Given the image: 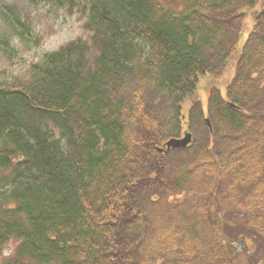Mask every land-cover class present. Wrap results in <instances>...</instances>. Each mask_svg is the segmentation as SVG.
<instances>
[{"label":"trees","instance_id":"trees-1","mask_svg":"<svg viewBox=\"0 0 264 264\" xmlns=\"http://www.w3.org/2000/svg\"><path fill=\"white\" fill-rule=\"evenodd\" d=\"M49 2L83 10L89 41L0 87V264H237L224 226L253 247L264 239V0ZM250 15L226 97L208 89L209 120L230 127L237 169L216 172L220 138L203 113L196 153L193 134L160 153L201 108L199 78L224 74ZM185 194L195 200H170Z\"/></svg>","mask_w":264,"mask_h":264},{"label":"rangeland","instance_id":"rangeland-1","mask_svg":"<svg viewBox=\"0 0 264 264\" xmlns=\"http://www.w3.org/2000/svg\"><path fill=\"white\" fill-rule=\"evenodd\" d=\"M85 22L86 18L83 16V10L60 11L49 0H0V87L11 88L15 84H19L28 76L32 66L40 63L47 55L58 51L79 38L89 41V35L84 31ZM253 24L254 21L250 15L246 21L245 30L241 36L237 50L230 58L224 74L219 77L206 75L199 78V83L194 94L202 101L201 108L196 109L193 117L188 121L181 117V122H188L181 124L184 130L187 128L196 138L192 150L188 151V155L196 153L206 138L201 113H203L204 118H211L209 116L210 99L208 97V89L214 86L218 88L223 97H226L227 89L236 76L238 61L246 39L253 29ZM119 92L121 94L125 92L129 94V89L125 88ZM172 114L173 112L171 111L169 114L170 122L168 123V130L175 132L177 125L176 121H171L174 119ZM183 115H187L186 109H184ZM259 119L261 118L259 117ZM222 122L217 117H214L211 123V125H216L215 133H218L220 138L219 142L213 147L212 155H210L213 158L214 154L217 157V153H220V156L216 160L214 159L217 167L216 172L219 175L224 173L225 163L230 167L229 173L237 169L238 164L237 158L236 162L234 158L236 156L234 148L238 146L237 142L232 141L231 138L234 137H229L226 134L227 128L229 129L230 127L225 126L224 122ZM249 126L247 125V128ZM184 130L181 129L180 138L183 136ZM218 178L219 180L221 179L220 177ZM227 196H231V194ZM193 198L192 194L189 196L185 194L172 196L170 200L175 203L176 201L186 199L189 203V200H195ZM262 208L261 212L264 213V206ZM238 217L239 215L231 216L230 220ZM224 234L228 236L227 239L231 241L232 245L240 251L239 254L242 255L237 260V264H264V258L257 256V251H253L255 246L258 249L264 247V239H259V242H256L253 247V243L249 240L248 235L234 222L230 223L228 227L224 226ZM14 242H11L12 246H14ZM245 244L249 247L247 249L253 252L251 256L244 257ZM7 256L8 253L5 250L3 259L7 258Z\"/></svg>","mask_w":264,"mask_h":264},{"label":"water","instance_id":"water-1","mask_svg":"<svg viewBox=\"0 0 264 264\" xmlns=\"http://www.w3.org/2000/svg\"><path fill=\"white\" fill-rule=\"evenodd\" d=\"M208 128L211 131V134H213L212 125L209 119L205 120ZM193 142V135L189 131H184L183 136L181 138H171L168 141L165 142L164 148L159 149L160 153L174 149H186L189 147Z\"/></svg>","mask_w":264,"mask_h":264}]
</instances>
